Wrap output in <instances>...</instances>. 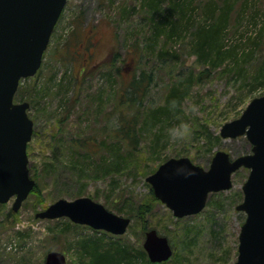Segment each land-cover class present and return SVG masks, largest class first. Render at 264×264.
<instances>
[{"label": "rangeland", "instance_id": "374dc122", "mask_svg": "<svg viewBox=\"0 0 264 264\" xmlns=\"http://www.w3.org/2000/svg\"><path fill=\"white\" fill-rule=\"evenodd\" d=\"M160 1L154 15L145 0L67 1L40 69L21 80L15 95L16 102H30L34 131L27 152L36 188L17 211L12 207L15 197L0 203V264H45L52 250L63 252L68 264H99V254L110 258L108 264L119 259L124 264L125 255L109 244L127 245L133 255L144 250L149 228L168 236L174 248L164 264L237 260L246 219L237 205L244 199L250 169H238L230 189L211 192L201 212L181 218L154 198L146 177L171 157L188 156L209 168L219 149L232 157L251 152L246 136L223 138L220 129L238 118L254 97L264 95V81H255L264 62V0H234L218 42L236 55L218 63L195 51L194 32L214 21L202 8L205 0H195V10L182 9L186 5L169 9L181 0ZM166 19L171 23L167 29L175 21L179 28L190 24L150 45L156 24ZM143 72L150 76L143 100H121L122 88ZM189 76L193 80L180 100V111L172 110L169 119L164 116L140 133L150 110L163 106L172 88L184 87ZM124 116L137 124L133 150L112 137ZM162 125L168 141L154 149ZM77 140L85 148H74ZM83 195L131 217L127 231L114 235L66 216H36L60 198ZM134 264L146 263L139 258Z\"/></svg>", "mask_w": 264, "mask_h": 264}, {"label": "water", "instance_id": "95a60500", "mask_svg": "<svg viewBox=\"0 0 264 264\" xmlns=\"http://www.w3.org/2000/svg\"><path fill=\"white\" fill-rule=\"evenodd\" d=\"M67 0H0V202L15 196L18 210L35 186L30 176L27 145L34 121L28 101L15 102L22 78L33 76ZM223 138L245 135L252 151L231 158L217 150L210 167L190 157H171L146 177L157 198L177 217L197 214L206 206L210 192L230 189L232 175L241 167L250 169L243 184L244 199L237 205L246 212L239 234L238 257L233 264H264V95L254 97L242 114L224 123ZM41 218L69 217L73 222L124 234L131 218L108 209L90 196L60 198L36 214ZM143 247L151 262H163L173 254L169 238L155 228L145 232ZM45 264H68L63 252H48Z\"/></svg>", "mask_w": 264, "mask_h": 264}, {"label": "trees", "instance_id": "16d2710c", "mask_svg": "<svg viewBox=\"0 0 264 264\" xmlns=\"http://www.w3.org/2000/svg\"><path fill=\"white\" fill-rule=\"evenodd\" d=\"M149 7L152 15L156 14L160 10L161 2L160 0H145ZM194 1L195 0H181L175 5L171 6L169 9H178L179 5H186L183 8H186L187 6L191 8V10H195L194 7ZM197 1V0H196ZM200 1V0H198ZM233 1V2H232ZM205 0L203 2V10L205 13L209 14V17L214 18L213 23L209 26V28H201L197 29V31L194 32L195 34V51L198 52V55L200 58H209L211 60V63H218L223 60H225L228 57L236 55L234 49H228L223 50V47L219 44V34L220 29L224 25V23L229 19V14L234 6V0ZM181 9V10H182ZM172 11V10H171ZM193 17V16H190ZM168 18V17H166ZM171 25L170 20H165L158 22L155 26V30L153 31V35L150 38V45H154L157 42V39L162 35L166 34L168 37H172L173 35H177L181 32L182 28L187 29L189 27V22L186 21V24L182 26L175 22H173V25L171 29H167V25ZM165 52H168V50H164ZM252 53V52H251ZM246 56L250 55L248 53H244ZM241 69V68H240ZM259 72L256 74L255 78L258 83H262L264 81V62L262 66L258 70ZM193 78L192 76H189L187 78V83L184 87H173L170 91V94L167 98L166 103L163 106H160L156 109H151L150 112L145 117V121L143 122L142 126L139 128V132L142 133L143 130H148L151 126L154 127L155 121L156 123H159L160 118H163L164 116H167L168 119L170 118V113L175 111V113L180 111V107L178 106L180 104V100L184 94H186V91L189 89L191 82ZM150 81V76L144 75V72L139 75H133L131 81L122 88L120 92V99L121 100H127L128 102L135 101V100H143L141 98L146 96V93L148 91V85ZM146 84V85H145ZM254 85V84H253ZM147 86V87H146ZM162 113L159 118V113ZM125 119H120L118 122V125L114 132H112V137L115 139L116 143L118 145L123 146H129L130 149H134V145L137 144V136L134 134L136 129V123L133 121H130V117L124 116ZM173 118V117H172ZM157 119V120H156ZM136 121V119H135ZM165 121V120H164ZM166 122V121H165ZM166 128L164 125L158 127L157 132L155 133V140L153 141L154 149H157L158 146H161L162 143L165 142L166 139ZM168 140L166 139V142ZM131 146V147H130ZM74 148H85V144L82 140H77V142L73 143ZM115 163V162H112ZM111 163V164H112ZM36 188V185H35ZM33 189V191L35 190ZM151 192L155 196L153 190L151 189ZM155 199L156 196L154 197ZM147 227L145 226V230ZM116 249L118 252H121L125 255V263L124 264H134L135 260L141 259L142 262H145L146 264H158V263H152L146 256V253L144 250L137 251L135 254H131L132 250L129 246L124 244H109L108 248ZM100 258H98L99 264H108L110 262V258L107 257V255L99 254ZM160 263V264H164ZM117 264H122L120 262V259L118 260Z\"/></svg>", "mask_w": 264, "mask_h": 264}, {"label": "clouds", "instance_id": "9594fccd", "mask_svg": "<svg viewBox=\"0 0 264 264\" xmlns=\"http://www.w3.org/2000/svg\"><path fill=\"white\" fill-rule=\"evenodd\" d=\"M172 134H173V135H176V134H178V133H177V131H176L175 129H173V130H172Z\"/></svg>", "mask_w": 264, "mask_h": 264}]
</instances>
